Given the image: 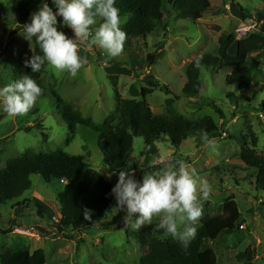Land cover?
<instances>
[{
  "label": "rangeland",
  "instance_id": "1",
  "mask_svg": "<svg viewBox=\"0 0 264 264\" xmlns=\"http://www.w3.org/2000/svg\"><path fill=\"white\" fill-rule=\"evenodd\" d=\"M238 1L246 13L256 17L260 16L257 8H264V0ZM48 2L55 11L51 0ZM40 3L41 0H0V87L15 80L14 66L29 50L43 55L35 40H26L23 28L19 29L20 25H17L21 12L25 10L31 16ZM212 3L216 10L219 9V16L209 13L193 22L179 18L176 9L165 0L164 20L158 25L157 33L136 41L126 38L123 51L117 57H109L105 50L90 45L87 40L81 42L79 54L85 62L76 77L67 72L57 76L56 70L46 62V72L40 83L42 94L33 108L27 114L15 117L0 110V168H5L8 159L29 150L47 152L61 149L70 155L86 157L96 170L116 184L118 175L106 165L97 143V133L82 124H78L73 133L52 92L70 102L84 118L102 124L116 111L119 98L140 100L142 87L153 88L155 92L148 95L147 100L154 114L165 113L173 107L187 119L200 120L211 116L222 126L219 132L209 136L217 142L215 148L205 144L200 135L189 136L179 147L163 135L157 143V162L162 167H166L176 153L179 158H174L175 164L185 159L183 162L189 170L194 169L197 176L207 179L212 187L210 197L200 201L202 216L194 225L196 229L205 217L222 214L227 198L233 196L238 203L242 214L240 230L224 234L215 243H206L205 247L216 250L217 264H248L247 259L240 258L247 249L256 258L252 264H264V192L256 191L257 170L245 166L240 160L243 145L240 134L245 133L249 125L259 137L257 153L264 155V108L261 105L264 100V56L255 54L251 61L254 81L249 102L241 97V88L227 82L232 68L225 63L202 68V89L198 97L182 94L187 81L186 68L194 58L205 53L218 55L219 38L223 33L236 34L231 53L236 51L240 39L236 28L244 18L239 22L231 1L212 0ZM262 12L260 20H264ZM128 16L127 13L121 15V27ZM61 20L58 18V30L74 38L73 30L62 25ZM101 22L98 17L92 30ZM261 31L264 33L263 25ZM134 52L138 58L132 57ZM149 53L152 54L150 63L146 58ZM163 86L180 95V99L177 100L174 94H167ZM133 146L129 162L132 169L128 172L141 180L143 137H136ZM31 182L32 188L21 198L0 204L1 229L8 228L14 218L18 217L21 221V226L10 233L0 232V255L28 246L31 251L43 249L47 256L46 264H139L148 251L147 239L160 222L159 216H154L151 224L146 223L134 230L126 225V212L116 207L115 199L108 209L107 222L110 224H106L111 227L109 230L98 227L69 239L54 226L59 217L57 197L65 184L59 180L46 183L41 175H32ZM25 199L31 200L30 207L17 216L13 206ZM32 199L51 205L47 207L48 213L40 211ZM162 237L167 236L164 234Z\"/></svg>",
  "mask_w": 264,
  "mask_h": 264
},
{
  "label": "trees",
  "instance_id": "2",
  "mask_svg": "<svg viewBox=\"0 0 264 264\" xmlns=\"http://www.w3.org/2000/svg\"><path fill=\"white\" fill-rule=\"evenodd\" d=\"M165 0H116V6L120 9V15L129 14L127 21L121 27L129 40L145 39L149 34H156L157 28L164 20ZM233 10L243 17H251L238 0H229ZM176 9L178 17L184 20L196 22L207 14L219 15L220 11L213 6L212 0H168ZM262 16L263 12L258 11ZM27 11L21 12L17 25L19 29L30 21ZM22 25V26H21ZM264 27V24H263ZM236 41L235 32L223 33L219 38L218 55L205 53L194 58L186 68L187 82L182 94L186 97L196 98L202 89L201 70L205 67H218L225 63L232 68V73L227 77V82L241 88V97L250 101L249 93L254 81L253 55H264V34L252 33L237 42L236 53L230 52ZM145 45L146 42H144ZM34 54L29 50L24 57L14 66L15 80L24 74H29L40 85L46 72V64L37 73H32L30 67L25 66V60ZM133 58H138L134 52ZM147 61H152V54L147 55ZM162 89L167 94H174L177 100L180 95L175 94L168 86ZM155 89L142 87V99H118L116 111L102 124H96L91 119L84 118L81 113L74 109L73 105L65 101L57 92H52L56 98L61 112L71 131L74 133L78 124L90 127L97 133V143L102 150L106 165L114 173L120 169L130 172V156L133 152L136 137H143L144 151L143 162L139 171L142 180L145 172L156 171L162 168L157 162L159 157L158 141L163 135L170 139L172 144L179 147L191 135H200L207 132L208 136L219 132L222 126L218 125L211 116L200 120H190L176 111L173 107L165 113L154 114L147 96L154 93ZM215 105L214 102L210 103ZM264 108V100L262 101ZM217 110L223 112L218 106ZM232 136V135H231ZM242 149L240 160L242 163L257 170L255 187L256 191L264 192V155L257 153L259 137L252 125L246 132L240 134ZM174 158H179L174 154ZM171 158L168 164L175 165V159ZM181 161H186L181 159ZM246 169V168H245ZM41 175L46 183L53 180H66L65 188L58 194L60 203L61 219L54 222L55 228L66 238L74 239L77 235L95 228L109 230L111 227L105 222L109 220L108 208L115 202L112 188L115 184L105 178L96 170L91 162L82 155H70L57 149L47 152L29 150L20 156L8 159L5 168H0V204L12 202L21 198L24 193L32 188L31 176ZM238 183V182H237ZM31 200L25 199L17 202L13 209L16 215L30 207ZM91 212L92 219L85 220L83 209ZM18 218V217H17ZM17 218L11 220L8 228H0V232L8 234L14 228L21 226ZM242 214L234 197L227 198L223 205V213L217 216H207L197 229V235L185 250L179 241L171 236L162 237L164 231L158 227L153 228L152 234L147 239L148 251L141 257L139 264H217L218 255L213 247H205V244L215 243L224 234L236 233L240 230ZM159 224V223H158ZM156 224V225H158ZM240 258L253 262L254 255L247 249ZM47 256L43 249L31 251L24 246L14 252L6 251L0 255V264H46ZM101 264V263H99Z\"/></svg>",
  "mask_w": 264,
  "mask_h": 264
},
{
  "label": "clouds",
  "instance_id": "3",
  "mask_svg": "<svg viewBox=\"0 0 264 264\" xmlns=\"http://www.w3.org/2000/svg\"><path fill=\"white\" fill-rule=\"evenodd\" d=\"M41 0L37 10L31 13L30 21L22 26L23 36L29 42L35 40L43 55L33 54L25 60V66L37 73L47 62L57 76L62 72L76 77L85 59L79 54V44L85 40L90 45L105 50L109 57L119 56L126 41V32L121 28L120 9L116 0ZM102 22L95 30L97 18ZM60 23L71 28L74 38L63 30ZM90 38V39H89ZM42 94V88L29 74L0 87V110L8 116L27 114ZM201 139L212 148L216 141L209 139L207 132ZM116 207L125 211L126 225L134 230L151 224L154 216L160 217L156 227L166 236L179 241L186 250L197 235L195 223L202 216L201 200L212 194L208 180L198 177L183 161L168 164L156 171L145 172L142 180L120 169L118 180L112 188ZM85 220H91L89 209H83Z\"/></svg>",
  "mask_w": 264,
  "mask_h": 264
},
{
  "label": "built area",
  "instance_id": "4",
  "mask_svg": "<svg viewBox=\"0 0 264 264\" xmlns=\"http://www.w3.org/2000/svg\"><path fill=\"white\" fill-rule=\"evenodd\" d=\"M264 24V20H260L259 17H248L241 20L236 28V33L240 39L249 36L252 33H258L261 30L262 25ZM239 39V40H240ZM227 135L226 132H224ZM62 182H67L66 180H62ZM57 218V217H56ZM60 217L56 219L55 222L60 221Z\"/></svg>",
  "mask_w": 264,
  "mask_h": 264
},
{
  "label": "crops",
  "instance_id": "5",
  "mask_svg": "<svg viewBox=\"0 0 264 264\" xmlns=\"http://www.w3.org/2000/svg\"><path fill=\"white\" fill-rule=\"evenodd\" d=\"M258 10H260V11H264V8H262L261 6L260 7H258L257 8ZM217 10H219V9H217ZM233 10V9H232ZM234 11V10H233ZM235 12V14L237 15V19L239 20H241L242 18H248V17H243L242 15H240V13L238 12V11H234ZM236 15H234L233 14V16H236ZM215 16H219V15H215ZM239 16H242V17H239ZM255 17H256V15H254ZM263 16V15H262ZM261 16V17H262ZM251 17H253V15H251ZM259 18H260V16H258ZM179 18H181V17H179ZM183 19V18H182ZM184 20V19H183ZM240 20H239V22H240ZM263 29V28H262ZM258 33H261V34H264V33H262V31L260 30ZM231 52V51H230ZM236 53V51L234 52V53H232V54H235ZM258 54V53H257ZM255 55V54H254ZM254 55H253V57H254ZM263 55V54H262ZM264 56V55H263ZM186 79H187V76H186ZM185 79V80H186ZM187 81H185L184 82V85H185V83H186ZM184 85H183V87H184ZM183 89V88H182ZM64 184H66V182H63ZM33 201H34V204L35 205H37V208L40 210V211H42L43 213H48V209H47V207H51V205L49 206L48 204H46L45 202H42L40 199H38L37 201H35L34 199H32ZM59 203V202H58ZM60 204V203H59ZM53 207V206H52ZM109 209V208H108ZM107 212L109 213V210H107ZM57 213V212H56ZM54 216V215H53ZM58 216L61 218V214H60V207H59V214H58ZM108 221V220H107ZM106 223H108V222H105V224ZM108 224H110V223H108ZM38 227H40V226H38ZM41 229H44V228H42V227H40ZM256 260V258L253 260V262ZM252 262V263H253ZM251 263V264H252Z\"/></svg>",
  "mask_w": 264,
  "mask_h": 264
}]
</instances>
